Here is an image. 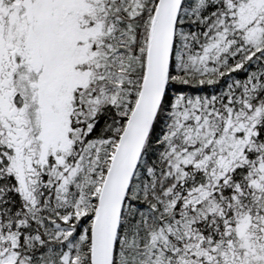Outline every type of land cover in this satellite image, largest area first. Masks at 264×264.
<instances>
[{
  "label": "snow or ice",
  "instance_id": "obj_1",
  "mask_svg": "<svg viewBox=\"0 0 264 264\" xmlns=\"http://www.w3.org/2000/svg\"><path fill=\"white\" fill-rule=\"evenodd\" d=\"M0 264H264V0H0Z\"/></svg>",
  "mask_w": 264,
  "mask_h": 264
}]
</instances>
